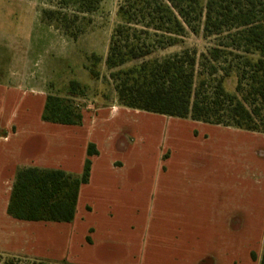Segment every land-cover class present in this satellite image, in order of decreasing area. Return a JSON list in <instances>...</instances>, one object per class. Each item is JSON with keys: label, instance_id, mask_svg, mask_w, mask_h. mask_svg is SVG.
Segmentation results:
<instances>
[{"label": "rangeland", "instance_id": "rangeland-1", "mask_svg": "<svg viewBox=\"0 0 264 264\" xmlns=\"http://www.w3.org/2000/svg\"><path fill=\"white\" fill-rule=\"evenodd\" d=\"M122 2L101 0L94 11L84 13L72 0H0V91L11 90L14 100L0 112V129L13 121L15 112L26 110L30 115L18 122L38 125L43 108L22 82L30 71L39 79H49V93L61 96H67L71 79L87 83L85 95L75 97L82 110L88 104L115 100L114 82L103 58L119 24ZM44 11L55 12L53 19L67 17L76 40L64 33L63 21H45ZM55 30L73 40V49L54 46L51 31ZM151 35L150 40H157ZM213 42L202 32L187 31L177 44L156 47L151 58L185 49L200 55ZM93 54L102 58L100 63ZM91 68L100 72L99 79L92 78ZM226 85L233 91L236 80L229 79ZM112 116L108 130L117 135L108 151L96 155L94 178L83 190L75 219L36 223L40 229L32 235L39 246L37 256L0 252V264H202V260L211 264L216 258L219 264H260L261 231L254 242L225 243L234 244L239 224L260 226L264 205L258 217L228 215L222 197L234 193L230 184L243 171V160H255L252 171L264 172V135L144 111ZM201 177L205 178L201 186L188 182ZM199 192L207 199L203 212L173 211L170 194L187 197Z\"/></svg>", "mask_w": 264, "mask_h": 264}, {"label": "trees", "instance_id": "trees-1", "mask_svg": "<svg viewBox=\"0 0 264 264\" xmlns=\"http://www.w3.org/2000/svg\"><path fill=\"white\" fill-rule=\"evenodd\" d=\"M72 1L85 13L94 11L101 0ZM44 14L45 21H63L64 33L76 40L67 17L53 19V11ZM118 18L104 64L120 106L264 134V0H123ZM187 31L202 32L214 42L200 55L185 49L151 58L156 47L177 44ZM151 33L157 40L149 39ZM92 57L97 64L102 60ZM90 75L96 80L100 72L91 68ZM232 78L233 91L226 85ZM86 91L85 84L71 80L67 96L49 93L43 121L81 125L83 110L75 97ZM97 154L90 143L81 174L19 167L8 214L27 222L73 221L80 188L89 182Z\"/></svg>", "mask_w": 264, "mask_h": 264}, {"label": "crops", "instance_id": "crops-1", "mask_svg": "<svg viewBox=\"0 0 264 264\" xmlns=\"http://www.w3.org/2000/svg\"><path fill=\"white\" fill-rule=\"evenodd\" d=\"M51 33L55 47L61 50L64 45H69L73 49L75 43L67 38L65 34L59 30L51 31ZM106 55L107 52L103 61ZM37 63L38 59H36L34 64L37 65ZM73 80L82 83L81 80ZM49 81V79H39L34 71H30V73L22 77L23 84L29 86L36 96L35 101L39 108H43L37 116L38 125H30L29 122H18V119H26L30 115L28 110H26L21 114L15 112L13 121L3 129H0V132H4L3 135L0 134V252L37 256L39 246L36 245L37 241H34L36 237L32 235L40 229V224L36 223H69L19 221L8 214L10 194L18 168L32 166L62 169L73 174H81L88 156L85 154H87L90 143L96 145L99 154L105 153L112 146L111 143L114 141V136L117 135L116 131L108 130L107 123H110L113 118L112 114L116 115L121 111H126L127 113L133 110L136 112L140 111L118 105L116 97L110 104H101L100 106L88 104L86 109L83 110V122L81 125H62L46 122L43 121L42 114L47 95L49 94ZM99 97L102 98L101 95ZM12 98L11 90L0 91V112L6 109L7 106H11L14 101ZM96 161L97 156L95 155V157L93 156V166L89 181L94 178ZM75 162L77 163L74 164ZM238 163L240 164V162ZM240 165L244 167L243 171H239L230 184L234 193L231 196L224 195L222 197L223 212L228 215L243 214L258 217V215H261L260 206L264 205V196L260 193V191L264 192V172L258 173L257 169L252 171V167L253 165L256 166V162L251 158L243 160ZM201 178L197 180L189 178L188 182L195 186H201V183L203 184L201 181L205 180V178ZM86 185L88 184H84L80 188L77 208L79 207V200L83 190L87 187ZM170 197L174 199L171 205L175 204L173 211L177 214L183 212L184 209L190 213H201L203 212L202 210L207 208L205 206L207 199L200 192L187 197L177 196L172 193ZM251 224L245 223L244 225L239 224L238 227L236 226L235 228L239 230V234H237V238H234V244H225L235 246L241 244L242 241L247 243L254 242V239L258 238L256 233L258 230L261 231L260 242L264 244V220L257 223L260 226ZM8 225L9 231L6 229ZM23 237H25L24 242L22 240ZM253 259L255 260V258ZM206 262L208 261L202 260V264H206ZM211 264H219L218 258L214 259Z\"/></svg>", "mask_w": 264, "mask_h": 264}]
</instances>
